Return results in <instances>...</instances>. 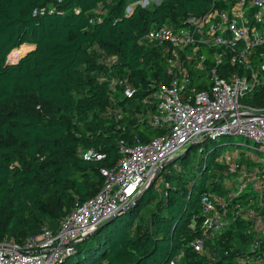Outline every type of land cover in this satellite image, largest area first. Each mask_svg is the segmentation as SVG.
I'll return each mask as SVG.
<instances>
[{"label":"trees","instance_id":"obj_1","mask_svg":"<svg viewBox=\"0 0 264 264\" xmlns=\"http://www.w3.org/2000/svg\"><path fill=\"white\" fill-rule=\"evenodd\" d=\"M138 1L0 0V243L57 232L102 191V172L117 166L122 144L164 134L147 116L155 112L150 96L169 81L167 61L140 40L203 15L212 0H163L127 14ZM25 46L33 49L14 55ZM232 143L220 137L188 148L137 204L53 264H171L177 257L180 264H235L259 256L264 235L252 251L256 220L246 217L254 211L264 219V206L237 215L258 195L231 199L238 174L224 156L244 158L223 154ZM191 152L200 155L193 168ZM208 193L228 202L227 227L213 238L204 237ZM200 239L204 252L193 247Z\"/></svg>","mask_w":264,"mask_h":264},{"label":"built area","instance_id":"obj_2","mask_svg":"<svg viewBox=\"0 0 264 264\" xmlns=\"http://www.w3.org/2000/svg\"><path fill=\"white\" fill-rule=\"evenodd\" d=\"M139 2L151 7L163 0ZM131 11L129 7L127 14ZM140 43L157 48L167 61L169 81L150 96L148 103L155 112L147 116L150 125L164 134L149 143L122 144L121 160L114 169L102 172L104 188L94 199L78 206L57 232L44 230L23 244L0 243V264H53L68 258L78 241L120 215L164 164L194 144L241 136L264 150V0H212L203 15L187 17L179 28H154ZM224 157L230 171L243 181L237 183L231 199L247 191L258 195L248 205H238L237 215L256 203L263 207L264 163L247 156L259 164L248 174L242 158ZM202 205L204 237L220 236L228 202L208 193ZM258 214L253 211L246 217L256 220L252 251L264 235V219ZM204 240L193 243L197 252L205 251ZM259 254L235 264H264V250ZM171 264H180V258Z\"/></svg>","mask_w":264,"mask_h":264},{"label":"rangeland","instance_id":"obj_3","mask_svg":"<svg viewBox=\"0 0 264 264\" xmlns=\"http://www.w3.org/2000/svg\"><path fill=\"white\" fill-rule=\"evenodd\" d=\"M136 5H141L144 8H150L149 6H144V2H139V1L132 4L130 6V8H133ZM25 49H28V51H29V50L33 49V47H31V46H25L23 48L21 47L19 49L20 51L17 50V52H15L14 55L17 54L18 52L24 51ZM114 61L115 60L113 58H106L104 60V62H106L107 64H112ZM222 152H223V154L224 153H226V154L227 153L228 154H235V153L242 154L245 158V161H243V165H245L246 171L248 174L249 173L253 174L255 172L254 170L256 169V167H254L253 164L255 166L259 167L258 163H264V150L256 149V146H255L253 141H250V140H248L244 137H241V136L233 137V143L230 146H227L226 148H224L222 150ZM245 156L251 157L254 161H256L258 163H255L254 161L250 160L249 158H246ZM244 158H242V159H244ZM199 159H200L199 153L191 152L189 155V163H190L189 167L193 168V166H197ZM249 163H251L252 165H248ZM238 182L240 184L243 183V181L241 180V177H238ZM226 227H227V223H226ZM226 227L224 228V230L226 229Z\"/></svg>","mask_w":264,"mask_h":264},{"label":"water","instance_id":"obj_4","mask_svg":"<svg viewBox=\"0 0 264 264\" xmlns=\"http://www.w3.org/2000/svg\"><path fill=\"white\" fill-rule=\"evenodd\" d=\"M193 146H195V144L193 145ZM170 162H172V161H170ZM170 162H168V163H170ZM168 163H166V164H164L163 166H162V168L156 173V175L154 176V178L148 183V185L145 187V189L135 198V199H133L132 200V202L130 203V205L129 206H127L126 208H124L123 210H122V212L121 213H123V212H125L128 208H130V207H132V206H134L135 204H137L138 203V201H139V199L141 198V196L145 193V192H147L154 184H155V182L158 180V178L161 176V174L163 173V171L165 170V168H166V165L168 164ZM117 216H115V217H113V218H111V219H109V220H107L106 222H104L103 224H101L96 230H94L93 232H91L90 234H88L86 237H84L81 241H78L75 245L76 246H78L80 243H82L84 240H86V239H88L90 236H92L98 229H100L101 227H103L104 225H106V224H108V223H110L114 218H116Z\"/></svg>","mask_w":264,"mask_h":264}]
</instances>
